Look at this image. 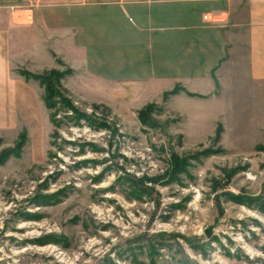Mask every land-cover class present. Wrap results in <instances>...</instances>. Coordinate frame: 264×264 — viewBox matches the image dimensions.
<instances>
[{"label": "rangeland", "instance_id": "1", "mask_svg": "<svg viewBox=\"0 0 264 264\" xmlns=\"http://www.w3.org/2000/svg\"><path fill=\"white\" fill-rule=\"evenodd\" d=\"M14 41L0 38V264H264L263 86L235 69L139 95Z\"/></svg>", "mask_w": 264, "mask_h": 264}, {"label": "crops", "instance_id": "2", "mask_svg": "<svg viewBox=\"0 0 264 264\" xmlns=\"http://www.w3.org/2000/svg\"><path fill=\"white\" fill-rule=\"evenodd\" d=\"M24 2L0 0V38L21 55L59 57L96 85L144 95L223 86L237 69L238 80L264 87V0H30L31 21L18 22L12 9Z\"/></svg>", "mask_w": 264, "mask_h": 264}, {"label": "built area", "instance_id": "3", "mask_svg": "<svg viewBox=\"0 0 264 264\" xmlns=\"http://www.w3.org/2000/svg\"><path fill=\"white\" fill-rule=\"evenodd\" d=\"M12 16L14 17V19H17L18 22L22 21V20H26V21H31L32 17H31V13H25L26 8L23 7H15L12 9Z\"/></svg>", "mask_w": 264, "mask_h": 264}, {"label": "trees", "instance_id": "4", "mask_svg": "<svg viewBox=\"0 0 264 264\" xmlns=\"http://www.w3.org/2000/svg\"><path fill=\"white\" fill-rule=\"evenodd\" d=\"M28 76H32L33 78H37V79H40L41 80V83L44 84L45 86V90L48 92H50V94H47V95H51V86H52V83L50 82V80L48 79V77L46 76H41V75H38V74H33V75H29V73H27ZM169 92L166 93V95L168 94ZM46 98V97H45ZM46 100V99H45Z\"/></svg>", "mask_w": 264, "mask_h": 264}, {"label": "water", "instance_id": "5", "mask_svg": "<svg viewBox=\"0 0 264 264\" xmlns=\"http://www.w3.org/2000/svg\"><path fill=\"white\" fill-rule=\"evenodd\" d=\"M205 233H206V235H209L210 234V229H206Z\"/></svg>", "mask_w": 264, "mask_h": 264}]
</instances>
